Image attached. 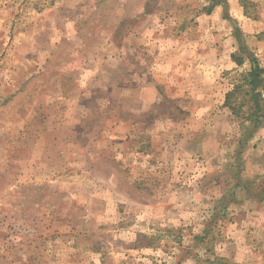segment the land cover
Masks as SVG:
<instances>
[{"label":"rangeland","instance_id":"obj_1","mask_svg":"<svg viewBox=\"0 0 264 264\" xmlns=\"http://www.w3.org/2000/svg\"><path fill=\"white\" fill-rule=\"evenodd\" d=\"M250 55L264 0H0V264H264Z\"/></svg>","mask_w":264,"mask_h":264},{"label":"trees","instance_id":"obj_2","mask_svg":"<svg viewBox=\"0 0 264 264\" xmlns=\"http://www.w3.org/2000/svg\"><path fill=\"white\" fill-rule=\"evenodd\" d=\"M248 58L251 69L241 74L234 84V88L226 93L225 107L234 115L250 122L247 127V136L249 137L262 125L264 120V65L254 56L250 55ZM237 63L243 64V60L238 59ZM221 261L223 262H211V264H236L227 262V260Z\"/></svg>","mask_w":264,"mask_h":264}]
</instances>
